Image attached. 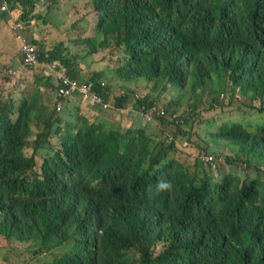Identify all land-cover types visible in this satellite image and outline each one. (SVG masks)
<instances>
[{"label": "trees", "instance_id": "16d2710c", "mask_svg": "<svg viewBox=\"0 0 264 264\" xmlns=\"http://www.w3.org/2000/svg\"><path fill=\"white\" fill-rule=\"evenodd\" d=\"M4 2L11 14L0 11L3 22L21 10L28 23L38 7L37 0ZM94 4L98 34L76 44L90 55L111 50L113 75L121 81H152L144 103L170 97L169 112L185 110V118L178 112L179 119L158 120L189 125L194 115L225 107L226 98L228 106L237 101L239 109L263 115L253 121L248 111L222 125L216 117L201 122L209 129L203 139L227 142L233 153L227 160L255 177L242 180L240 172L220 169L226 159L216 154L195 166L179 161L172 157L175 138L157 141L146 125L107 129L80 116L65 130L62 113L51 110L38 88L18 101L3 94L0 241L26 245L38 264H119L115 255L136 247L143 264H264V0ZM32 42L40 46L41 63L57 62L82 77L80 54L65 43L47 50ZM43 80L54 88L51 78ZM113 91L100 90L107 100ZM131 101L123 96L117 105ZM2 255L7 264L12 253Z\"/></svg>", "mask_w": 264, "mask_h": 264}, {"label": "rangeland", "instance_id": "374dc122", "mask_svg": "<svg viewBox=\"0 0 264 264\" xmlns=\"http://www.w3.org/2000/svg\"><path fill=\"white\" fill-rule=\"evenodd\" d=\"M38 7L30 14L32 19L27 24V30L23 34L28 36L31 40L43 43L45 49L50 50L55 45L63 42L76 54H80L81 65L86 66V69L82 68L80 74L84 79H90L97 76L98 73L102 74L101 77L97 76V79L105 80L108 86H111L114 91L109 96V101L113 104L114 108L109 111H103L99 109V112L90 120H99L100 124L106 125L107 129L114 127L113 129H123L128 127H135L146 125L150 128V134L157 141H163L168 144L175 138L177 142V149L172 154V157L179 161H188L195 166L200 159L204 160L206 154H216L225 157L226 163L220 169L226 172L237 171L242 180L246 178L255 177V172L248 170L246 165H238L234 161L229 162L227 157L233 155L231 148L227 142L217 144L216 142L206 141L203 139L209 129L203 123V118L212 119L217 118L218 123L222 125L229 118L236 120H242L245 113L251 111L248 119L253 121L260 120L263 115L257 114L254 111L242 107L239 109V102L234 101V105L228 106L230 98H226L225 107H219L214 111H204L201 116L194 115L192 123L189 125H182L179 127L168 120H156L148 124V122L141 117L138 109L134 107L135 103L142 100L143 97L149 93V88L153 87L152 81L147 79H136L130 82H124L119 80L118 77L113 75L112 68L114 61H112L110 54L112 51H105L99 48V53L89 61L90 54L85 44L77 45V41L80 37L90 38L91 36H97L98 32L95 30V26L99 22V15L97 6L94 4V0H37ZM21 10L13 11L12 15H9V21L0 23V96L3 94H11L14 100L18 101L23 95L21 90H28L30 86L42 83L45 85L47 81H43V77H46V71L43 67H36L34 69H25L22 66V53L20 42L18 39L19 33L15 29L17 20H21ZM84 20V21H83ZM88 23V26L86 25ZM103 35H100L102 39ZM39 49V44H36ZM40 52V49H39ZM97 63L99 64V70L97 69ZM35 89V88H34ZM49 97H51L52 105L55 106L54 92L51 85H45ZM28 94L31 91H27ZM26 92V93H27ZM53 93V96H52ZM27 94V95H28ZM126 96L130 98L133 96L135 101H131L130 104L121 109L119 107L118 99ZM210 97L206 96L205 105L209 106ZM76 101L67 102V104ZM171 103L170 97H164L162 101L155 102L156 105L162 108H168ZM188 103V100H187ZM51 106V110L54 112V107ZM189 107V106H188ZM76 110V109H75ZM168 111V109H167ZM169 112V111H168ZM181 113L184 116L185 110L169 112L170 115ZM185 118V116H184ZM159 125V126H158ZM182 128L183 130H178ZM32 136L30 139V146L26 150L27 154H32L33 140H35V134L37 130L33 125ZM178 130V131H177ZM193 134L190 138L189 135ZM55 143H59L60 139L55 137ZM187 142L190 146L185 147ZM217 153H215V152ZM40 161V159H38ZM220 172V171H219ZM215 173V175L219 174ZM2 255L3 252H11L12 255L7 264H38V258L31 255L26 245L19 244L16 241H0ZM21 247V249H20ZM20 249V250H19ZM160 249L156 248V254H159ZM139 257V256H138ZM4 264V262H0Z\"/></svg>", "mask_w": 264, "mask_h": 264}, {"label": "built area", "instance_id": "2783aa9c", "mask_svg": "<svg viewBox=\"0 0 264 264\" xmlns=\"http://www.w3.org/2000/svg\"><path fill=\"white\" fill-rule=\"evenodd\" d=\"M0 11H9L8 4L4 0H0ZM15 29L20 33L22 40V53H23V65L25 68H33L39 65V53L37 47L24 36V31L26 30V25L23 22L17 23ZM49 70L54 75V80L56 83V102L58 104V111H63L65 103L74 99L77 95L82 96L85 100H90L91 102L102 106L104 110H109L112 106L110 103L106 102L104 97L96 91V82L94 81H83L73 78L67 74L66 70L61 69L57 64H52ZM103 86H106L105 82H102ZM141 116L148 122H153L155 120V115L167 116L165 109L158 106H148L143 105L139 109ZM179 116L175 115L174 119ZM214 160L213 156H207L204 158L205 162H211Z\"/></svg>", "mask_w": 264, "mask_h": 264}, {"label": "clouds", "instance_id": "9594fccd", "mask_svg": "<svg viewBox=\"0 0 264 264\" xmlns=\"http://www.w3.org/2000/svg\"><path fill=\"white\" fill-rule=\"evenodd\" d=\"M10 14H11V12L10 11H8ZM101 18V17H100ZM20 22H23V23H25V25H26V30H27V22H24V21H18V22H16V24L17 23H20ZM15 24V25H16ZM25 30V31H26ZM95 30L98 32V29H97V25L95 26ZM25 31H24V33H25ZM19 33V32H18ZM19 37L21 38V35H20V33H19ZM31 42H32V40L28 37V36H26ZM33 43V42H32ZM35 46H36V44L35 43H33ZM37 47V46H36ZM37 50H38V48H37ZM105 51H108V50H105ZM109 51H111V50H109ZM21 53H22V45H21ZM39 53V52H38ZM40 55V54H39ZM110 56H111V59H112V61H114V59H115V57L113 56V55H111L110 54ZM39 60H40V57H39ZM115 62V61H114ZM52 64H57L61 69H64V70H66L65 68H63L60 64H58L57 62H54V63H50V64H45V63H39V65H37L36 67H43L44 69H45V71H46V75H47V77H49V78H51L52 79V82H53V86H54V88H52V90L54 91V102H55V106H54V108L55 109H57L58 110V104H57V102H56V91H57V87H56V83H55V80H54V75L52 74V72L49 70V66L50 65H52ZM22 66H23V68H25L24 67V65H23V53H22ZM36 67H33V68H25V69H34V68H36ZM115 67V65L113 66V68ZM66 72H67V74H69L70 76H72L67 70H66ZM112 72H113V70H112ZM73 77V76H72ZM73 78H76V77H73ZM76 79H79V80H83V81H87V82H90V81H94V82H96V91L98 92V93H100L103 97H104V99H105V101L106 102H108V103H110L111 104V108L109 109V110H111V109H113L114 108V106H113V104L109 101V100H107L106 99V96H104L101 92H100V90H107V87H108V84H107V82L105 81V80H102V79H94V78H90V79H84L83 77H80V78H76ZM43 81H46V80H43ZM102 82H105L106 83V86H103L102 85ZM26 95H27V93H26ZM76 98H79L80 100H81V102L83 103V104H85V105H87V104H89L92 108H97L98 110L100 109V110H103V111H109V110H104L103 108H102V106H100V105H98V104H95V103H93V102H91L90 100H85L82 96H80V95H77L74 99H72V100H70V101H76ZM70 101H67V102H70ZM67 102L65 103V106H64V109H63V111H58L59 113H62V114H64V112L66 111L65 110V107H66V105H67ZM143 105H148V106H158V105H156L155 103L154 104H151V103H144V101H142V100H139V101H137L136 103H135V105H134V107H136L137 109H138V112H139V109L141 108V106H143ZM158 107H160V106H158ZM126 108V107H125ZM160 108H162V107H160ZM121 109H124V108H121ZM163 109H165L166 110V108H163ZM166 112H167V116H160V115H157V117L159 118V117H165V118H167V119H169L170 121H174V120H176V119H174V116L175 115H178L179 116V114H173V115H170L169 114V112L166 110ZM61 114V115H62ZM139 114H140V112H139ZM141 115V114H140ZM142 117V116H141ZM143 118V117H142ZM144 119V118H143ZM177 119H179V117L177 118ZM155 120H156V117H155ZM154 120V121H155ZM153 121V122H154ZM148 122V121H147ZM153 122H148V124H151V123H153ZM173 140V139H172ZM171 140V141H172ZM205 157H207V156H205ZM204 157V158H205ZM157 255H159V254H156V256ZM0 256H1V254H0ZM139 256V257H138ZM1 260H0V262H4L5 261V257L3 258L2 256H1ZM115 259H116V261H117V263H119V264H143L144 263V259H143V257H142V255H141V252H140V250L136 247V248H128L127 250H125V251H123L121 254H119V255H115Z\"/></svg>", "mask_w": 264, "mask_h": 264}, {"label": "crops", "instance_id": "0c3cea01", "mask_svg": "<svg viewBox=\"0 0 264 264\" xmlns=\"http://www.w3.org/2000/svg\"><path fill=\"white\" fill-rule=\"evenodd\" d=\"M0 23H1V19H0ZM18 39H19L20 47H21L22 40L19 36H18ZM89 56H90L89 61H91V59L96 55H89ZM82 68L86 69V66H82ZM97 69L99 70L98 63H97ZM30 88H38L42 99L46 103H48L50 107L53 106L51 102V97H49L47 91L45 90V85L40 83V84H35L34 86H30L29 89ZM28 90L22 89L21 94L25 95ZM52 96H53V93H52ZM65 110L66 111L64 112V114L61 115V117L64 119L62 124L64 125L65 130L70 126V124L71 125L75 124L79 120L80 116H85L88 119H93V117L99 112L97 108H92L89 104L87 105L83 104L79 98H76V102L67 104L65 107ZM93 121H96V120H93Z\"/></svg>", "mask_w": 264, "mask_h": 264}]
</instances>
